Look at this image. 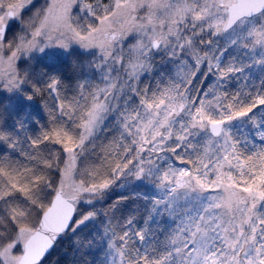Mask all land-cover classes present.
<instances>
[{"label":"snow or ice","instance_id":"1","mask_svg":"<svg viewBox=\"0 0 264 264\" xmlns=\"http://www.w3.org/2000/svg\"><path fill=\"white\" fill-rule=\"evenodd\" d=\"M65 240L264 264V0H0V264Z\"/></svg>","mask_w":264,"mask_h":264},{"label":"trees","instance_id":"2","mask_svg":"<svg viewBox=\"0 0 264 264\" xmlns=\"http://www.w3.org/2000/svg\"><path fill=\"white\" fill-rule=\"evenodd\" d=\"M69 250V242L67 240L57 244L56 248L49 255L45 264H67V260L70 259V252L68 255L65 253Z\"/></svg>","mask_w":264,"mask_h":264},{"label":"rangeland","instance_id":"3","mask_svg":"<svg viewBox=\"0 0 264 264\" xmlns=\"http://www.w3.org/2000/svg\"><path fill=\"white\" fill-rule=\"evenodd\" d=\"M257 143H259V141H257Z\"/></svg>","mask_w":264,"mask_h":264}]
</instances>
